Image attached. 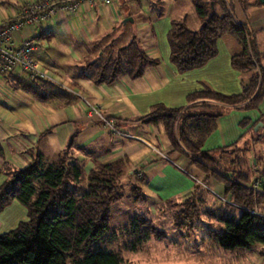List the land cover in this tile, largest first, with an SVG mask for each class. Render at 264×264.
Segmentation results:
<instances>
[{
  "label": "trees",
  "instance_id": "16d2710c",
  "mask_svg": "<svg viewBox=\"0 0 264 264\" xmlns=\"http://www.w3.org/2000/svg\"><path fill=\"white\" fill-rule=\"evenodd\" d=\"M240 1L245 9L264 3ZM192 3L201 21L200 28L191 29L184 17L172 19L166 32L169 61L176 72L204 66L217 55L219 38L228 34L241 47L239 53L232 55L231 67L237 72L253 74L240 92L202 88L188 93L183 106L153 104L139 120L160 125L168 141V152L186 156L190 165L203 172V183L215 178L222 184L227 202L215 210H206L221 224L220 230H210L217 247L235 250L264 244V217L249 212L255 205L264 211V182L256 194L250 186L252 166L263 164V156L253 152L249 159L246 153L250 145L204 148L217 129L220 116L217 105L252 110L263 102L264 68L254 60L257 49L250 37L252 32L235 19L229 1L192 0ZM89 52L83 71L96 84H111L122 77L140 78L157 63L136 35L122 44L112 39L103 46L95 44ZM17 71L2 74L12 89L41 102H69L71 94L62 84ZM247 122L245 119L241 123ZM72 138L54 155L31 152L26 166L2 163L0 212L17 200L25 207L27 218L13 229L0 232V264H132L122 251H137L149 240L164 237L143 214H135L126 223L110 228V207L122 195L121 176L128 160L102 162L75 148ZM250 141L253 145L257 139L253 137ZM0 155H3L1 145ZM137 178L144 181V177ZM199 189L195 186L192 195L184 199L183 209L175 216L178 223L189 224L198 218L202 201ZM132 193L136 203L147 202L141 186L135 185ZM114 243H119L118 250L108 248Z\"/></svg>",
  "mask_w": 264,
  "mask_h": 264
},
{
  "label": "crops",
  "instance_id": "0c3cea01",
  "mask_svg": "<svg viewBox=\"0 0 264 264\" xmlns=\"http://www.w3.org/2000/svg\"><path fill=\"white\" fill-rule=\"evenodd\" d=\"M38 1L43 0H0V23L13 18L25 7ZM227 1L230 2L232 13L234 2L239 4L238 7L244 14L263 8L260 5L245 9L240 0ZM154 2L164 4L171 13L180 1L154 0ZM119 9V5L112 0L109 4H104L102 0H96L91 5L82 3L75 12L59 10L48 21L22 33L23 36L28 35L35 41L37 47L34 57L41 68L52 78L60 81L71 95L68 103L41 102L29 94L12 89L5 79L0 77V145L3 150V155H0V167L4 161L16 166H26L31 152H41L46 156L54 155L73 137L75 148L89 152L91 157L102 162L126 158L129 176L144 177V184L141 186L143 193L160 204L161 191L165 188L162 185L165 183V176L158 184L153 185L155 180L150 177L155 178L156 172L150 169L146 175L137 167L153 164L158 168L160 161L157 163L156 159L168 158L169 153H166L168 141L160 125L145 124L139 119L148 113L155 103H163L171 107L185 105L186 95L199 90V85L223 93H237L240 87L237 79L243 86L247 83V75H239L230 65L232 55L239 53L237 45L231 39L225 40L223 54L218 40L217 55L204 66L177 73L169 61L166 41V32L172 19L164 21L162 19L164 11H159L156 13V18L153 16L151 26H144L141 22L142 26L136 33L147 54L157 60V63L147 68L143 76L137 79L122 77L111 84L94 83L92 77L87 76L83 71L89 58V49L95 44L103 46L111 39L120 44L127 42L123 35L112 37L111 34L115 29L113 22L119 14ZM255 12L254 15L245 17L248 26L245 25L253 32L264 29V8L260 13ZM129 16H131L130 12L126 14V17ZM184 17L187 19V16L182 18ZM260 19L263 21L258 22ZM198 20L200 21L199 18ZM233 40L235 41L234 38ZM66 55L73 64L65 62ZM223 86L229 90L223 89ZM92 106L98 108L106 118L112 119L117 131L124 135L111 131L107 126L99 125L100 119L92 113ZM135 137L153 144L154 149ZM158 137L165 151L157 146ZM214 146L204 145V148L211 149ZM178 156L182 154L178 153ZM186 164L192 174V181L179 173L173 175L177 181L175 185L173 182L174 191L181 198L179 202L190 197L195 186H199L200 189L207 186L206 188L210 189L208 181L211 178L203 183V178L196 171V167L190 165L189 159ZM161 166L160 170L167 168L165 164ZM171 172L172 169H170V178ZM3 178V175H0V183Z\"/></svg>",
  "mask_w": 264,
  "mask_h": 264
},
{
  "label": "rangeland",
  "instance_id": "374dc122",
  "mask_svg": "<svg viewBox=\"0 0 264 264\" xmlns=\"http://www.w3.org/2000/svg\"><path fill=\"white\" fill-rule=\"evenodd\" d=\"M112 1L118 4L120 9L119 14L113 22L115 29L111 34L112 37L123 35L125 41H128L133 35H136L137 29L142 26L140 25L141 22H143L144 26H151L153 23V16L156 18V13L159 11H164L162 18L164 21L187 16V24L191 29L197 30L201 26V22L195 14L191 0H179L180 2L178 6H176L171 13L164 4H159L154 2V0ZM238 6L239 4L234 2V17L239 23L246 24L245 17L248 15H254L256 13L255 11L260 13L264 8V3L261 6L263 8L254 10L253 12L248 11L245 14L242 13L239 8L240 6ZM128 12L131 13V16L126 17ZM262 21L263 19L258 20V22ZM249 24V26H251V23ZM246 25L248 26V23ZM166 26H168V23ZM248 30L252 32L250 37L256 45L255 49H257L254 54V60L259 67L264 68V29L256 30V32H253L251 28H248ZM221 37L222 38L219 39L221 54H223L225 49L226 39H231V41L237 45L239 52L241 51L240 46H238L230 35L224 34ZM65 57V62L73 64V61L68 55ZM236 73L239 75H247L246 82H248L252 72L240 73L236 71ZM0 77L3 78V75L0 74ZM237 82H239L240 87L238 92H240L242 90V85L240 84L239 79H237ZM198 87V89H202L207 86L199 85ZM226 88L227 87L223 86V89L229 90ZM216 110L220 113V116L217 119V129L208 138L205 147L214 145L221 147L235 144L237 147L243 148L250 145V151L246 153L249 159L253 157V152L262 155L264 158V100L257 109L244 110L234 106L217 105ZM245 119H247L248 122L242 124L241 122ZM257 119L260 120L253 128H251V123ZM98 121L99 125H102V127L105 126L101 120ZM113 135L118 137L115 134ZM253 137H255L257 141L251 145L250 140ZM156 141L157 146L162 151H165V148L161 145L160 137H158ZM151 145L154 147L153 144ZM215 146L211 149L217 148ZM166 153L168 154L169 152ZM174 153L175 154L173 155L172 153H169L167 159L165 157H159L156 159L157 163L160 161L158 168L157 165L153 166V164L150 166L142 165L137 167L141 172L146 173V175L150 169L156 172L155 178H152L150 175V179L155 180L153 185L158 184L165 176V183H162L165 188L161 191L162 203L160 204L157 200L153 201V199L149 198L147 194V196L144 194V196L147 197V202L136 203L133 200L132 188L135 185L142 186L144 184L143 181L137 177H129L130 171L127 168H125L121 176L120 191L122 195L117 201L111 204L109 220L110 228L115 229L126 223L127 220L135 214H143L156 229L164 233V237L159 240H149L140 250L122 251L123 257L132 264H264V244H253L247 248H239L235 250H223L217 247L210 230H220L221 224L209 215L207 211L222 207L223 203L227 201L223 196L222 184L215 178H208L210 179V182L206 179L210 188L209 190L206 186L202 188L204 191L202 189H199L198 191V195L202 197V201H200L201 204H199L198 218L194 219V221L189 224H184L182 222L178 223L175 216L176 213L183 209L184 200L179 202L181 198H179L177 192L174 191V185L177 181L173 175L179 173L183 177L192 181V174L188 171V166L186 164L188 158L184 155L179 157L178 153ZM158 155L161 156V154ZM224 157L226 158L227 156ZM164 164L167 168L160 170L162 168L161 165L164 166ZM261 167L264 168V163L255 165L254 167L252 166L253 177L256 176V169ZM131 168L133 169L134 166ZM170 169H172L171 178L169 176ZM196 171L200 173L201 178L204 180L205 176L203 172L197 167ZM170 186L172 187L170 188ZM250 186L252 187V185ZM205 190L207 193H205ZM26 218L25 207L17 200H13L3 211L0 212V232H6L13 229L20 221L25 220ZM108 248L118 250L119 243L109 245Z\"/></svg>",
  "mask_w": 264,
  "mask_h": 264
},
{
  "label": "built area",
  "instance_id": "2783aa9c",
  "mask_svg": "<svg viewBox=\"0 0 264 264\" xmlns=\"http://www.w3.org/2000/svg\"><path fill=\"white\" fill-rule=\"evenodd\" d=\"M96 0H43L34 2L21 10L13 18L0 23V74L8 73L14 70L22 71L30 77H43L52 80L58 84L60 81L55 80L50 74L41 68L34 57L36 50L35 41L28 35H22L23 32L29 31L35 25L48 21L52 15L59 10L75 12L82 3L93 4ZM104 4H109L111 0H102ZM18 36V38H17ZM94 115L109 128L111 131L124 135L117 131L112 119H108L101 114L98 108L91 107ZM150 148H154L149 142L142 138L135 137ZM256 176L253 178V191L257 193L261 184L264 182V168H258L255 171ZM225 201V200H224ZM249 212L253 215L264 217V211L258 206H254Z\"/></svg>",
  "mask_w": 264,
  "mask_h": 264
},
{
  "label": "water",
  "instance_id": "95a60500",
  "mask_svg": "<svg viewBox=\"0 0 264 264\" xmlns=\"http://www.w3.org/2000/svg\"><path fill=\"white\" fill-rule=\"evenodd\" d=\"M259 1L262 2V3L264 2V0H259ZM124 22H126V21H124Z\"/></svg>",
  "mask_w": 264,
  "mask_h": 264
}]
</instances>
